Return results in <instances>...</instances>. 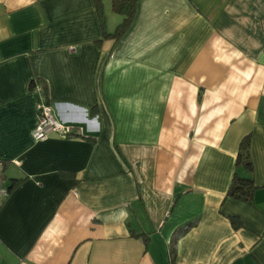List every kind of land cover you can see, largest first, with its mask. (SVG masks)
<instances>
[{
    "label": "crops",
    "instance_id": "obj_1",
    "mask_svg": "<svg viewBox=\"0 0 264 264\" xmlns=\"http://www.w3.org/2000/svg\"><path fill=\"white\" fill-rule=\"evenodd\" d=\"M32 81L76 136L32 138ZM235 173L246 199L228 194ZM13 183L0 264H264V0H136L117 38L94 0H0Z\"/></svg>",
    "mask_w": 264,
    "mask_h": 264
},
{
    "label": "trees",
    "instance_id": "obj_2",
    "mask_svg": "<svg viewBox=\"0 0 264 264\" xmlns=\"http://www.w3.org/2000/svg\"><path fill=\"white\" fill-rule=\"evenodd\" d=\"M94 2H95V8H96L97 15L101 21V27H102L104 35L106 36L111 35L114 38L119 37L124 32L126 27L131 22L132 17L134 16L136 0H113L112 1V9L115 12L121 13L124 17L121 23H119L118 26L116 27L115 31L111 34L106 33L104 29V12H103V6L101 3V0H94ZM34 84H35L34 81H32L30 84V88L32 90L34 89ZM41 86H42L43 94L47 98L45 88L42 84ZM74 128L70 133L66 134L65 137L76 136L78 132H75ZM236 162L237 164H242L245 168H247V170L251 169V162L249 158V137L248 136L243 137V139L240 141ZM15 185L16 183H13L11 187L7 189V194L9 193V190ZM252 189H253V181L251 178L240 177V176H237V174L235 173L233 176L232 182L229 186L228 194L231 196H236L239 198L246 199L248 198L249 193L251 192ZM184 230L185 229L180 230L179 233H183Z\"/></svg>",
    "mask_w": 264,
    "mask_h": 264
},
{
    "label": "built area",
    "instance_id": "obj_3",
    "mask_svg": "<svg viewBox=\"0 0 264 264\" xmlns=\"http://www.w3.org/2000/svg\"><path fill=\"white\" fill-rule=\"evenodd\" d=\"M34 92L38 95L37 104V124L32 130V138L35 141H42L48 138L51 133L65 136L73 130V126L58 121L53 115L51 106L47 103V98L43 94L42 86L34 84ZM7 195V189L0 187V198Z\"/></svg>",
    "mask_w": 264,
    "mask_h": 264
},
{
    "label": "rangeland",
    "instance_id": "obj_4",
    "mask_svg": "<svg viewBox=\"0 0 264 264\" xmlns=\"http://www.w3.org/2000/svg\"><path fill=\"white\" fill-rule=\"evenodd\" d=\"M106 14H107V17H109V18H110L111 16L115 15V14H116L117 16H119L117 13H114V11H111V12H110L108 9L106 10ZM108 26H109V27H112L109 23H108Z\"/></svg>",
    "mask_w": 264,
    "mask_h": 264
}]
</instances>
